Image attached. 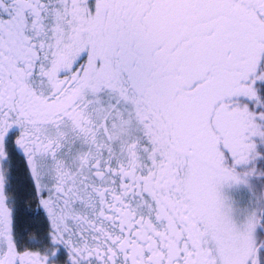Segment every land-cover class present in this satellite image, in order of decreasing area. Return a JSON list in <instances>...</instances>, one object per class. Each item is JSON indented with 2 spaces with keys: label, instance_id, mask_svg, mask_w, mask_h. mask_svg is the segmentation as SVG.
I'll list each match as a JSON object with an SVG mask.
<instances>
[{
  "label": "snow or ice",
  "instance_id": "obj_1",
  "mask_svg": "<svg viewBox=\"0 0 264 264\" xmlns=\"http://www.w3.org/2000/svg\"><path fill=\"white\" fill-rule=\"evenodd\" d=\"M0 264H264V0H0Z\"/></svg>",
  "mask_w": 264,
  "mask_h": 264
}]
</instances>
